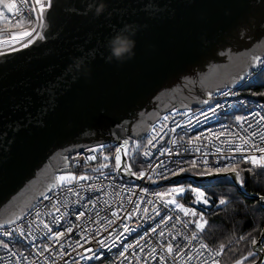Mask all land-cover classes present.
Here are the masks:
<instances>
[{
	"label": "water",
	"instance_id": "water-1",
	"mask_svg": "<svg viewBox=\"0 0 264 264\" xmlns=\"http://www.w3.org/2000/svg\"><path fill=\"white\" fill-rule=\"evenodd\" d=\"M45 8L44 38L0 55V223L22 216L87 147L117 145L116 166L140 181L125 170L130 144L164 112L243 83L264 56V0H51ZM125 28L134 55L118 61L108 45ZM222 177L264 205L231 172L148 184ZM263 242L264 227L257 259L242 264H264Z\"/></svg>",
	"mask_w": 264,
	"mask_h": 264
},
{
	"label": "built area",
	"instance_id": "built-area-1",
	"mask_svg": "<svg viewBox=\"0 0 264 264\" xmlns=\"http://www.w3.org/2000/svg\"><path fill=\"white\" fill-rule=\"evenodd\" d=\"M42 2L45 7L49 4V0ZM12 3L16 4V10L7 7ZM39 12L36 0H0V13L8 21L5 23L0 17V41H11L13 33L22 30L13 26L18 22L23 24V30L36 27ZM37 31L44 37L43 29L37 27ZM35 35L34 32L33 36L7 47L0 43V52L25 48L23 45ZM262 69L264 56L244 82L253 80ZM243 83L225 85L202 106L173 108L155 120L139 149L138 170L133 169L128 150L129 165L140 181L126 179L112 163L118 149L115 144L87 147L70 155L72 170L87 176L62 182L59 179L62 172H58L53 189L19 218L0 223V264H216L221 252L201 237L172 202L177 191L149 184L186 172L193 162L196 167L215 170L239 162L249 163L252 155H264L252 147L255 144L264 148L259 136L264 132V121L258 124L260 117L254 115L264 116V100L241 92ZM252 132L257 135L251 136ZM240 137L252 141L242 145L246 151H236L242 144ZM102 163L109 166L93 169ZM141 172L143 177L139 176ZM191 189L198 192L200 189H189L196 200ZM125 226L130 230L125 231ZM59 233L64 235L57 238ZM101 240L104 245L99 243ZM4 244L8 247H3ZM201 244H207L208 248L202 249ZM168 245L173 247L171 253L167 251ZM89 256L93 258H82Z\"/></svg>",
	"mask_w": 264,
	"mask_h": 264
},
{
	"label": "trees",
	"instance_id": "trees-1",
	"mask_svg": "<svg viewBox=\"0 0 264 264\" xmlns=\"http://www.w3.org/2000/svg\"><path fill=\"white\" fill-rule=\"evenodd\" d=\"M248 82L258 83L251 91L253 93L259 90L261 94L256 97L264 100V69L258 72L253 80L244 82L239 88L244 94L253 95L244 90ZM144 142L145 139L134 140L129 148V159L134 170H138L140 166V164H137L139 162L138 153ZM111 161L115 164L114 158ZM234 166L240 171L243 189L249 194L264 196V166L253 167L251 162H239ZM213 171L215 170L202 167H191L186 170V172L195 174H207ZM187 182L207 189L209 204H196L195 200L192 199V195H190V186L185 184ZM179 184L181 189L185 190L179 195V203L195 208L197 215L192 216L190 213L185 214L182 212L201 237L214 250L221 252L218 264H237V261L251 263L257 259L258 254L254 250L252 240H258L264 227V205H262L259 198L239 191L230 177H222L201 183L183 180ZM208 189L210 190V196L208 195ZM220 200H224L226 203L222 205ZM201 215L207 221L203 231L197 229L195 223ZM241 237H244V239H241ZM221 244L224 245L222 251L220 249ZM249 252L254 255L248 256ZM245 257L247 259H244Z\"/></svg>",
	"mask_w": 264,
	"mask_h": 264
},
{
	"label": "snow or ice",
	"instance_id": "snow-or-ice-1",
	"mask_svg": "<svg viewBox=\"0 0 264 264\" xmlns=\"http://www.w3.org/2000/svg\"><path fill=\"white\" fill-rule=\"evenodd\" d=\"M36 3L40 5V12H39V15L37 16V21H38V24L36 27H32L31 29H28V30H23V24L21 22H18L16 25H13L14 27H19L21 28L22 30L19 32V33H13V39L11 41H0V43H3L5 47H7L10 43H19V40L20 39H23L24 37L26 36H33V33L35 32L36 35L33 37L32 40H29L26 44L23 45V47H28L30 44H32L36 38H39V39H43V35H42V32L41 31H37V27H39L41 30L45 27V23H44V12L46 10L45 8V4L42 2V0H36ZM51 4V0H49V4L48 6H50ZM7 7L10 9V10H16L17 9V6L15 3H12V4H9L7 5ZM25 9H26V6H25ZM33 11H35V8L33 7L32 9ZM19 11V10H17ZM0 17L3 18L4 22L5 23H8L7 21V18L6 17H3V14L0 13ZM29 23H32L31 20H29ZM119 34V33H118ZM118 34H116L115 36H117ZM114 36V37H115ZM13 50H18V49H13ZM5 53L3 52H0V55H4ZM257 60H259V58H256ZM214 111V110H213ZM255 116H258L260 117V120L257 121V123L259 124L261 121H264V116H261L260 113H255L254 114ZM242 127V125H241ZM251 136H256L257 133L256 132H252L250 134ZM259 136H260V139L261 141H264V132H261L259 133ZM197 139H199V137H197ZM241 141H242V144L241 145H238L237 148H236V151H246L247 149H244L243 148V144H252V141L250 139H247L245 137H240ZM149 143H151V141H149ZM231 143V141L229 142ZM252 147L256 150V151H259L261 153H264V148H261V147H257L255 144H252ZM120 150L118 149L117 152H119ZM147 155V153H146ZM243 159V157H241ZM90 159H95V157H90ZM105 159H107V157H105ZM249 159L251 160V163L253 165V167H257V166H264V155H261L260 157H256L255 155H252L249 157ZM116 165L119 166L121 164V159H120V156L117 155L116 158ZM205 163H207L205 161ZM107 165H101V167H106ZM192 166L193 167H196V164L195 162L192 163ZM126 171H129L131 172V167L128 166L126 167L125 169ZM181 171H184V169H181ZM216 172H225V173H228V172H231V173H235V176L237 179H240V171H238L237 167L233 166V165H228L227 167L221 169L219 167H217L215 169ZM133 175H136V173H131ZM144 173L141 172L139 173V176L143 177ZM87 177H80L79 179H86ZM150 178V177H149ZM62 182L66 179L65 177H60L59 178ZM69 180V182L72 180V179H76L75 177H69L67 178ZM242 182V181H241ZM185 190L184 189H180L179 192L182 194ZM191 191L193 193L196 194V200L194 201L195 203H204V204H207L208 203V200L205 198V194L203 192H198L197 189H191ZM158 195H165V194H158ZM173 203H175V201H172ZM226 201L224 200H220V204H225ZM55 207V205H54ZM177 207L181 208L185 214H189V212L191 213L192 216H196L197 213L195 211V209H187V208H184L183 205H180V204H177ZM59 209H57L58 211ZM81 215H83V213H81ZM111 223V222H109ZM196 223V227L197 229H199L200 231H203L204 230V225L207 224V221L204 220L203 218V215L200 216V219L195 221ZM45 228H48V225L45 224L44 225ZM130 229L127 228V226H125V231H129ZM49 231H51V229H49ZM69 232L72 231L71 228L68 229ZM64 235V233H59L57 238L59 237H62ZM161 235H163V233H161ZM119 238V237H118ZM195 235L193 236V239H195ZM241 239H244V237H241ZM79 243V242H77ZM99 243L101 245H104L105 244V241L101 240L99 241ZM257 241L255 239L252 240V244L253 245H256ZM3 247L7 248L8 245L7 244H4ZM82 247V245H81ZM200 247L202 249H207L208 248V245L207 244H201ZM224 248V245L221 244L220 245V249L221 251L223 250ZM89 252H92V249H88ZM141 251H143V249H141ZM153 252H155V249L152 250ZM167 251L169 253H171L173 251V247L172 245H168V248H167ZM216 255H219V252L216 253ZM254 254L252 252H249L248 253V256H253ZM84 259H92L93 257L89 256V257H82ZM244 259H247V257H245ZM216 264H218V261L216 262ZM237 264H242L241 261H237Z\"/></svg>",
	"mask_w": 264,
	"mask_h": 264
},
{
	"label": "rangeland",
	"instance_id": "rangeland-1",
	"mask_svg": "<svg viewBox=\"0 0 264 264\" xmlns=\"http://www.w3.org/2000/svg\"><path fill=\"white\" fill-rule=\"evenodd\" d=\"M257 84H258V83H251V82H248L247 86L244 87V90H246L247 93H251V94H253V95L259 97V94H261V93H259V92H260L259 90H256V91H254L253 93H252V91H251V90H252ZM242 90H243V89H242ZM110 163H111V161H110ZM101 165H107L106 167L109 166L108 163H102V164H99V165H95V166L93 167V169H94V170L106 169V167H101ZM76 176H87V173H82V174H81V172H78L77 170H71V171H65V172H62V177H65V178H66L65 180H68L67 178H69V177H76ZM179 183H180V182H176V183H167V184L162 185L161 187H163V189H165V190L174 189V190L177 191V198L175 199V204H176V206H177V204H180V205H183L184 208H187V209H195V208H193V207H191V206H189V205L179 203V198H180L179 195H181V193L179 192V190L181 189ZM185 184H186L187 186H190V188H191V187L199 188V189H200L199 192H203V193L205 194V198L207 199V189H205L204 187H201V186H199V185H194V184L191 183V182H187V183H185ZM208 195L210 196V190H209V189H208ZM178 196H179V197H178ZM192 199H193V201H194V198H192ZM196 204H199V203H196ZM203 204H204V203H203ZM208 204H209V202H208ZM180 209H181V208H180ZM181 211H183V210L181 209ZM195 211H196V213H197V210H195ZM183 212H184V211H183ZM184 213H185V212H184ZM189 213H190V212H189ZM190 214H191V213H190Z\"/></svg>",
	"mask_w": 264,
	"mask_h": 264
},
{
	"label": "clouds",
	"instance_id": "clouds-1",
	"mask_svg": "<svg viewBox=\"0 0 264 264\" xmlns=\"http://www.w3.org/2000/svg\"><path fill=\"white\" fill-rule=\"evenodd\" d=\"M103 6L98 9V12L102 10ZM133 33L128 29H123L117 36L113 37L109 41V48L112 58L123 61L125 57L131 58L134 48V40L132 39Z\"/></svg>",
	"mask_w": 264,
	"mask_h": 264
},
{
	"label": "bare ground",
	"instance_id": "bare-ground-1",
	"mask_svg": "<svg viewBox=\"0 0 264 264\" xmlns=\"http://www.w3.org/2000/svg\"><path fill=\"white\" fill-rule=\"evenodd\" d=\"M181 181H182V180H181ZM179 182H180V181H179ZM54 187H55V186L51 187L49 190L53 189ZM49 190H47V191H49ZM47 191H46V192H47ZM46 192H45V193H46ZM45 193H44V194H45ZM44 194H43V195H44Z\"/></svg>",
	"mask_w": 264,
	"mask_h": 264
}]
</instances>
